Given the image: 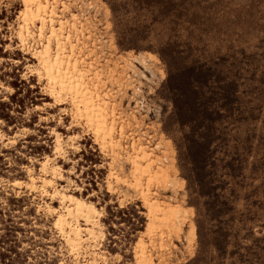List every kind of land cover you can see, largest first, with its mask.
<instances>
[{
    "label": "rangeland",
    "instance_id": "374dc122",
    "mask_svg": "<svg viewBox=\"0 0 264 264\" xmlns=\"http://www.w3.org/2000/svg\"><path fill=\"white\" fill-rule=\"evenodd\" d=\"M52 6L55 26L68 20L65 35L120 145L103 151L72 97L51 98L33 55L46 43L40 23L30 22L34 36L23 44V0H0V264H138L141 245L152 264H264V0ZM132 140L152 153V172L164 173L141 189L179 207L180 221L152 220L141 189L130 187ZM48 157L65 179L49 172L45 190L83 197L101 213L92 246L72 251L55 224L60 197L27 188L45 176ZM115 171L129 186L109 178Z\"/></svg>",
    "mask_w": 264,
    "mask_h": 264
},
{
    "label": "bare ground",
    "instance_id": "6f19581e",
    "mask_svg": "<svg viewBox=\"0 0 264 264\" xmlns=\"http://www.w3.org/2000/svg\"><path fill=\"white\" fill-rule=\"evenodd\" d=\"M23 4L25 6L21 11L23 23L20 25L18 38L23 44H26L27 37L34 36L30 29L31 26H29L30 22L38 21L40 23L38 37L40 39L46 38V43L42 44L41 49H35L33 55L38 58L39 64L44 69V75H46L49 81V94L51 98H54L55 101L59 102L58 104H61L60 102L65 99L64 97L70 95L73 99L72 102L76 106L77 115L83 117L87 121V125L93 129L100 148L106 151L107 144H109L110 151L114 155L115 149H118L120 145V140L115 141L113 138L115 121L113 119V121L108 123L107 102L100 98L99 94H97L98 91L95 92L98 89L96 86L91 87L86 82L85 77H87V73L80 69L79 62L75 59V51L78 45L71 40L70 34L65 35V27L68 20L59 19L57 26L54 25L55 6L49 7V0H23ZM47 27L49 28L48 34L45 33ZM53 42L55 43V47L52 46ZM67 45L70 48L69 52L67 51ZM141 59L144 60L143 57ZM143 60L142 62L146 63ZM119 132V135H124L123 126H120ZM75 136L77 137V135ZM75 136L70 135L69 139H73ZM55 141L57 142L55 153L60 154L63 148L61 143L62 137L59 133L55 134ZM128 147L129 145L125 146L126 149ZM130 148L134 150L133 155L135 154V156L132 155L133 157L131 156L127 159L131 165V177L134 179L133 185L130 186L131 188L141 189L142 182L145 179L150 184L152 181L164 176V173L162 176H158L156 172H152V165L155 164V161L151 158L152 153L146 150L147 146L138 145L136 147L133 141L130 144ZM51 160L52 158L48 157L41 162V170L45 176L39 178L31 176V183L27 185V188L34 189L39 186L52 199L60 197L63 213H59L55 224L59 227L61 234L72 251H78L84 248V244L96 241L98 235L96 228L98 227V218L101 216V213L92 202L87 201L83 197L72 193L67 194L61 189H55L52 194L45 190L46 187L54 183L52 178L47 176L49 172L53 174V177H58L60 180L65 179L59 171L60 166H49ZM109 178L116 179V182L129 184V180L119 177L116 171L112 172ZM38 182H40V185H38ZM12 186L20 187L22 186V182L15 180ZM148 187L149 185L145 189H141V193L144 206L148 209L152 220L162 221L166 224H169V222L174 223L175 220L180 221L182 217L181 209L169 204L163 205L157 199H151ZM109 188H112L111 185H109ZM49 210L57 211L53 207H49ZM81 222H83V226ZM99 235L103 237L102 232H99ZM90 245L92 246V244ZM137 259L138 264H152L151 259L146 254L144 245H141Z\"/></svg>",
    "mask_w": 264,
    "mask_h": 264
}]
</instances>
